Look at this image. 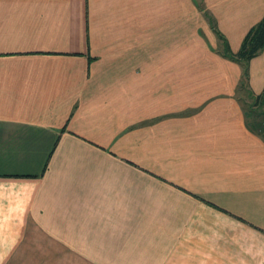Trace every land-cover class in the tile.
I'll return each mask as SVG.
<instances>
[{"label":"crops","instance_id":"obj_1","mask_svg":"<svg viewBox=\"0 0 264 264\" xmlns=\"http://www.w3.org/2000/svg\"><path fill=\"white\" fill-rule=\"evenodd\" d=\"M263 15L0 0V264H264Z\"/></svg>","mask_w":264,"mask_h":264},{"label":"trees","instance_id":"obj_2","mask_svg":"<svg viewBox=\"0 0 264 264\" xmlns=\"http://www.w3.org/2000/svg\"><path fill=\"white\" fill-rule=\"evenodd\" d=\"M223 54L234 58L237 61H240L243 66L244 64L253 56L259 53V51L264 47V15L262 19L255 25L253 26L248 33L245 35L241 45L239 52L236 55H232L231 52L228 49V45L226 41H223ZM247 76V71H246V66L243 68V81L246 80ZM246 82V81H245ZM244 84V83H243ZM259 100L262 101V104H264V91L261 95H258L254 99V104H258ZM246 114L250 117H254V123L253 126H258L259 128H264L263 123H264V112L260 115L262 116V120H258V114L255 113L254 111L246 110Z\"/></svg>","mask_w":264,"mask_h":264},{"label":"rangeland","instance_id":"obj_3","mask_svg":"<svg viewBox=\"0 0 264 264\" xmlns=\"http://www.w3.org/2000/svg\"><path fill=\"white\" fill-rule=\"evenodd\" d=\"M252 98L247 94V91L246 90H243V102H244V106H245V109H248L250 111H257V109H255L252 105ZM256 113V112H255Z\"/></svg>","mask_w":264,"mask_h":264}]
</instances>
